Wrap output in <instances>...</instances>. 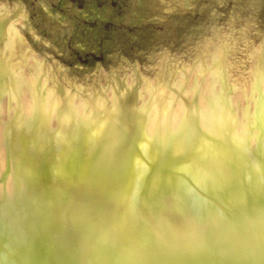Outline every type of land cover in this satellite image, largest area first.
<instances>
[{
  "label": "bare ground",
  "instance_id": "1",
  "mask_svg": "<svg viewBox=\"0 0 264 264\" xmlns=\"http://www.w3.org/2000/svg\"><path fill=\"white\" fill-rule=\"evenodd\" d=\"M233 39L152 80L115 73L84 101L62 81L11 73L2 54L0 192L162 204L264 196V41L241 62Z\"/></svg>",
  "mask_w": 264,
  "mask_h": 264
},
{
  "label": "rangeland",
  "instance_id": "2",
  "mask_svg": "<svg viewBox=\"0 0 264 264\" xmlns=\"http://www.w3.org/2000/svg\"><path fill=\"white\" fill-rule=\"evenodd\" d=\"M3 13L14 35L11 41L0 34V56L11 73L63 83L81 101L115 73L152 80L162 67H186L221 39L234 38L243 62L247 48L264 41V0H0Z\"/></svg>",
  "mask_w": 264,
  "mask_h": 264
},
{
  "label": "water",
  "instance_id": "3",
  "mask_svg": "<svg viewBox=\"0 0 264 264\" xmlns=\"http://www.w3.org/2000/svg\"><path fill=\"white\" fill-rule=\"evenodd\" d=\"M0 264H264V196L162 204L0 192Z\"/></svg>",
  "mask_w": 264,
  "mask_h": 264
}]
</instances>
